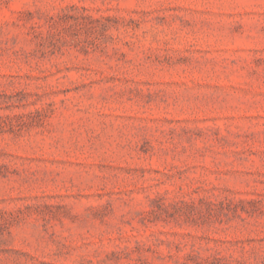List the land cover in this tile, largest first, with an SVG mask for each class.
Wrapping results in <instances>:
<instances>
[{
	"label": "rangeland",
	"instance_id": "rangeland-1",
	"mask_svg": "<svg viewBox=\"0 0 264 264\" xmlns=\"http://www.w3.org/2000/svg\"><path fill=\"white\" fill-rule=\"evenodd\" d=\"M0 264H264V0H0Z\"/></svg>",
	"mask_w": 264,
	"mask_h": 264
}]
</instances>
